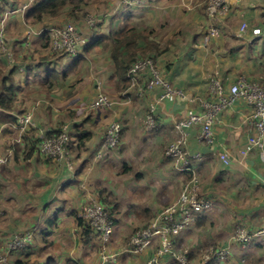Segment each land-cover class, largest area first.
I'll return each instance as SVG.
<instances>
[{
  "label": "crops",
  "instance_id": "crops-1",
  "mask_svg": "<svg viewBox=\"0 0 264 264\" xmlns=\"http://www.w3.org/2000/svg\"><path fill=\"white\" fill-rule=\"evenodd\" d=\"M27 1L5 0L7 5L0 8L5 45L13 52L12 59L0 52V94L5 93L3 89L10 79L16 89L11 108L0 106V155L5 159L0 163L1 254L14 233L34 227L33 245L11 252V263L147 264L159 245L157 239L140 254L122 249L133 230L174 200L182 183L194 172L204 195L215 202L197 226L181 235L182 245H196V250L201 244L218 246L230 243L232 232L240 226L250 233L264 229V152L255 148L244 157L240 154L255 131L252 108L244 99H237L218 114L213 126V147L198 140V125L185 128L188 153L202 155L192 162V170L180 169V163L165 154L167 145L179 134L174 123L185 110L202 111L204 103L216 100L212 78L220 82L225 94L241 75L264 83V35L253 34L255 28L264 30V0H228L229 12L219 17L220 35L207 42L205 0H147L148 7L133 10L122 9L119 0H89L87 10L106 2L117 11L108 15L112 16L111 21L102 28L106 34L91 47L94 54L90 61L77 68L83 59L78 61L73 70L63 67V60L46 55L44 38L37 32L44 22L32 25L26 19L27 10L14 12ZM66 17L67 9L62 8L48 18L47 25L58 24ZM244 20L248 28L239 36L237 28ZM129 25L126 30L131 34V50H148L161 77L172 88L181 90L182 96L160 100L165 88L161 84L147 85L153 75L150 69L139 73L136 83L129 80L125 88L117 82L107 35ZM30 27L34 31L29 32ZM136 32L142 36L136 38ZM148 45L150 48L145 49ZM49 71L54 74L47 82L44 78ZM63 73L67 75L65 79L61 77ZM56 75L61 79L56 80ZM99 94L113 100L112 106L80 113L77 105L85 103L89 107ZM27 111H32L37 127L50 132L62 121H69L71 167L37 151L36 127H21L20 118ZM149 116L153 121L150 126ZM113 121L121 124L119 145L98 156L106 128ZM74 125L86 130L88 136L78 141ZM223 149L233 156L230 165L216 157ZM157 179L163 181L155 187L153 181ZM171 182L176 185L173 193L169 189ZM100 190L115 207V226L108 249L117 254L114 262H102L97 239L86 240L76 222L75 213L86 195ZM262 236L254 242L260 249L258 253L253 249L245 253V248L236 246L232 261L226 264H240L243 259H247L246 264H264ZM193 259L198 261L195 255Z\"/></svg>",
  "mask_w": 264,
  "mask_h": 264
},
{
  "label": "built area",
  "instance_id": "built-area-1",
  "mask_svg": "<svg viewBox=\"0 0 264 264\" xmlns=\"http://www.w3.org/2000/svg\"><path fill=\"white\" fill-rule=\"evenodd\" d=\"M35 0H28L14 12H24ZM121 6L145 7L148 6L147 0H119ZM205 12L208 16L207 32L204 36L205 41H209L212 37L220 35L219 17L226 15L229 12L230 5L228 0H205ZM4 7L3 0H0V8ZM8 13L9 10H5ZM96 16L86 15L82 25L86 29L93 28L97 22ZM248 23L244 20L237 28V35H242L246 32ZM29 32L34 31L30 27ZM49 32L51 50L58 55L67 54L69 56H77L80 49L87 43L88 34L83 32L77 24L72 20H67L60 25H44L37 31L38 34ZM253 34L257 37L264 35V30L260 28L253 29ZM6 34L4 29L0 28V52L6 53L10 59L13 57V52L7 49L5 45ZM146 69L152 72V78L148 81V86L152 87L156 84H161L165 88V92L160 97L161 99L172 97L173 95L182 96L181 90L172 88L161 77L154 66L151 59H138L130 68L131 83H136L139 73H144ZM212 92L216 96V100L204 103L202 111H196L194 108L185 110L184 115L175 121L174 126L178 130V136L171 141L165 148L166 156L177 161L180 169L192 170V162L200 160L202 155L198 153H188L186 146L188 143L186 127L198 125L197 133L198 140L208 146L213 147L215 144L214 123L218 114L229 107L237 99H244L252 108L251 119L255 128L253 134L248 137L247 142L242 147L240 154L242 157L248 155L253 149L258 148L264 152V83L250 80L246 75L239 76L232 84L229 85L228 93H224L220 82L212 78ZM113 104L106 95L99 94L92 100L89 107L91 110H101L109 108ZM150 115V114H149ZM22 129L27 126L36 127V135L38 136L39 152L48 158L71 167L70 151L66 147L69 135V123L64 122L61 126L59 135H47V131L36 126L33 120L32 111H27L20 118ZM153 124L152 117L149 116L147 125ZM121 124L118 121H113L107 128L103 141L98 151L100 156L105 149L116 147L119 142V134ZM216 157L224 164L230 165L233 156L228 150L223 149L216 153ZM5 159L0 155V163ZM191 164V165H190ZM199 178L194 172L191 174L188 182L184 183L179 196L162 207L154 216V218L145 226L137 228L128 238L123 251L140 254L145 251L153 242L158 240V247L155 254L148 259L147 264H157L160 258L170 253L181 264H189L185 254L178 252L174 247L175 238L178 234L190 226L200 214L206 213L214 205L213 198L203 196L199 191ZM84 189V186L82 187ZM78 216L88 220L89 224L98 232L101 241V260L102 262H114L117 258L116 253L108 251L106 244L109 243L114 230V222L109 217L108 209L100 203L92 194L86 195V201L78 212ZM262 230L251 234L243 227H238L234 238L241 241L242 245L248 243L253 236L261 235ZM35 228H25L22 232L15 233L7 242L6 253L0 254V264H9L7 254L19 249L26 248L32 241ZM209 250V254L204 256L202 264H206L210 259H224L229 253V247H222L213 251Z\"/></svg>",
  "mask_w": 264,
  "mask_h": 264
},
{
  "label": "trees",
  "instance_id": "trees-1",
  "mask_svg": "<svg viewBox=\"0 0 264 264\" xmlns=\"http://www.w3.org/2000/svg\"><path fill=\"white\" fill-rule=\"evenodd\" d=\"M148 1L150 2L151 0H148ZM88 3H89V0H35L29 6V8L27 9L26 14H25L26 19L30 20L32 25H36L39 22L40 23L44 22L43 24L47 25L49 23L48 18L51 16H54V15H57L60 12V10L62 8H64V9H67L68 19H71L72 21L75 20L74 22L77 24V26L81 30H83V32L88 34V37H89L88 41L80 49L79 54L77 56H69L67 54L58 55L56 52H53L51 50V45H50V41H51L50 34L47 31L43 32L42 36H43L44 40H43L42 46L46 49V52L48 53L46 55L48 57L53 56L55 58L60 59L61 61L63 60V63L61 65H63V67L66 66L67 69L73 70L76 67V63L78 61L84 59V56H85L84 53H87L91 49V47L94 44L98 43L100 40H102L103 37L105 36L104 34H106V33L102 32V28L104 27V24H105V17H107V16H104L103 13L96 16L98 20H97V22L93 28L86 29V27H84L82 25L83 19H84L85 15L88 13V10L86 9V7H87L86 5ZM6 5L7 4L4 0V6H6ZM145 7H148V6H145ZM121 8L125 9V10H127V9L133 10V8L136 9V7H133V6H122ZM203 9H205V5L203 6ZM126 29H127V27H123L118 31L116 29H114V30L110 31L109 35H107L109 38V41L107 43V47L110 50L109 51V54H110L109 58L113 61L114 65H115V69H114L115 72L114 73L117 76V79H118L117 82L119 84H121L124 88L126 87L129 80L131 82V78L129 76L130 75V68L136 60H138V59H152L153 62L155 60L153 55L150 54V52L148 50H144L143 53L142 52L138 53V51L131 50V48H130V46H131L130 35L131 34L129 32V29L128 30H126ZM134 36H136V38L137 37L139 38V36H142V33L136 32V33H134ZM109 44H110V46H109ZM146 48L149 49L150 46L148 45L147 47H145V49ZM138 54H140V55L138 56ZM31 66H33V65L31 64L30 68H32ZM145 71H144V73H145ZM53 74L54 73L52 71H49L48 75H46L44 78L45 81L48 82L49 79H51V76ZM141 75H143V74H141ZM66 76H67L66 73H63V75L61 77L63 79H65ZM61 77H58L57 75L55 76L56 80H60ZM6 81H7V79H6ZM76 82H77V80H75V82H73L71 84L73 85ZM50 83H52V82H49V84ZM5 86H6V88L4 87L5 89H3V91H5V93L0 94V106L3 107L4 109H10L12 106L13 96L15 95L16 89H15V86H14L12 79H10L8 84H5ZM64 122H66V121H62L60 127H58L55 131H53V132L47 131V135H59V133L61 132V126ZM73 127L76 130L78 141L83 140L85 138V136H88L87 131L82 129V128H79L78 125H74ZM25 133H27V130L25 131ZM35 134H36V132H35ZM39 140L40 139L36 135V138L34 139V145L36 146V149L38 152H39V147H38ZM70 144H71V139L69 138L68 141L66 142V147L69 149V151H70V147H69ZM32 148H34L33 145L31 146V149ZM43 157H45V156H43ZM45 158H48V157H45ZM189 177H191V175ZM202 194H204V193H202ZM92 195H94L95 197L97 196L96 198L98 199V201L100 203H102L108 209L109 217L113 220L114 226H115V216H114L115 207L113 206L112 203H110L109 201H107L106 198L103 197V195H104L103 190H100L99 193L93 192ZM203 196H205V195H203ZM209 198H212V197H209ZM85 201H86V197L84 198V201L81 204V207L85 203ZM106 202L108 204H106ZM81 207L79 208V210L81 209ZM79 210L76 211L75 215H76L77 225L81 228V234L83 236H85L86 240H90L91 238L97 239V243H98L97 246L100 247L102 244V241H101V238H100L98 232L89 224L88 220L78 216ZM202 215L203 214L198 215L196 217L195 221L190 226H188L186 229L182 230L178 234V236L175 238L174 247L176 248V250L178 252H180L179 247L180 246L182 247V244L180 242L181 235L186 231H191L193 229V227L197 226L199 219L201 218ZM154 216L148 222H146L143 226L147 225L154 218ZM143 226H141V227H143ZM136 229H134L133 232ZM112 235H113V233H112ZM112 235H111V239H110L109 243L107 244V249H109V245H111V243H112ZM32 241H33V238H32ZM32 241L30 242V244L26 248H24L22 250L29 249L33 245ZM194 246H196V245H194ZM193 247H191L190 251L186 254H187L189 259H192V261H193L192 264H200L199 262L197 263L196 262L197 260H194L193 257L196 254L195 251H198V249H201L202 247H199L197 250L194 249ZM154 252H156V251H154ZM200 252H201V250H199V254H200ZM162 260L168 261V264H181L170 253L164 254L160 258V261H162ZM214 261H215V259L212 258V259H210V261L208 263L212 264ZM215 263H216V261H215ZM15 264H22V262L20 263L19 261H16ZM69 264H75V262L69 261Z\"/></svg>",
  "mask_w": 264,
  "mask_h": 264
},
{
  "label": "rangeland",
  "instance_id": "rangeland-1",
  "mask_svg": "<svg viewBox=\"0 0 264 264\" xmlns=\"http://www.w3.org/2000/svg\"><path fill=\"white\" fill-rule=\"evenodd\" d=\"M90 1H92V2H95L96 3V1L97 0H90ZM94 3V4H95ZM120 3V2H119ZM111 5H106V2H102V3H100V5L99 6H95L94 8H92V9H89L88 8V15H90V16H97V15H100V14H104V16H107V17H105V23H110V21H111V17L112 16H108V15H110V14H112V13H114L117 9H111L112 7H110ZM121 6V5H120ZM106 9H108V10H106ZM94 10H98V11H94ZM86 14V15H87ZM85 15V16H86ZM70 18V17H69ZM67 20H71V19H68V17H66L65 18V20H63V21H59V22H57L58 24H55V25H60L61 23H63V22H65V21H67ZM75 21V20H74ZM113 25H115V24H113ZM105 27H107V28H109V25H107V26H105ZM130 27H131V25H129L127 28H129L130 29ZM101 49V47H99V50ZM85 54V56H84V59L81 61V62H79V64H78V66H77V68H79V67H81L83 64H85L86 62H89L90 61V58L92 57V55L94 54V51L93 50H89L87 53H84ZM87 59H86V58ZM92 65V64H91ZM93 66V65H92ZM71 79H72V77H71ZM128 84H129V82H128ZM75 96V95H74ZM74 96H73V99H74ZM73 99H71L70 100V103H72V101H74ZM73 104V103H72ZM78 103H76V105H77ZM77 109L79 110V111H81L80 113H82L83 111L85 112H87V111H90V108H88V105L87 104H82V103H80V104H78L77 105ZM64 121H67V123H69V121L68 120H64ZM112 123V122H111ZM120 135H121V131H120V134H119V137H120ZM68 139H69V135H68ZM120 139V138H119ZM119 143V142H118ZM118 145L119 144H117V147H118ZM113 149H115L114 147H112ZM98 153V152H97ZM97 153H96V155H97ZM70 155H71V152L69 153ZM99 156V155H98ZM102 156V155H101ZM145 159H147V158H145ZM190 179V177L188 178V179H186L185 181H184V183H186V182H188V180ZM142 180V179H141ZM161 181H163L162 179H157V180H155V181H153V183H155V187H157V184H161ZM174 181V180H173ZM148 182L149 183H151L152 181L150 180H148ZM166 182H168V181H164L163 183H166ZM134 183H135V181H134ZM162 183V184H163ZM184 183H182V185H181V187H180V190H179V193H178V195H177V197L179 196V194H180V191H181V188H182V186H183V184ZM136 184V183H135ZM199 191H200V193L202 194L203 192H202V190H201V185H200V181H199ZM169 189H170V192H175V190H176V185H175V183L173 182V184H172V182L170 183V187H169ZM156 190V192L157 191H159L160 189H155ZM161 191H162V188H161ZM97 197V196H96ZM176 197V198H177ZM175 198V199H176ZM97 199V198H96ZM174 199V200H175ZM98 200V199H97ZM173 201V200H172ZM171 201V202H172ZM170 203V202H169ZM168 204V203H167ZM166 204V205H167ZM217 204V203H216ZM165 206V205H164ZM163 206V207H164ZM219 226H221V224L219 223ZM240 227H243L245 230H246V227L245 226H240ZM232 229H233V227L230 229L231 231H232ZM263 229V228H262ZM261 229V230H262ZM230 230H227V231H230ZM236 228L234 229V231L232 232V234H231V237H230V243H227V244H223V245H216V246H214V245H204V244H201L199 247H202L201 249H198V251H195L196 252V254H195V257L198 259V261H196V262H199L200 264H202L201 262H203V260H204V256L207 254H209V250L210 249H212V252L210 253V254H213V251H215V250H217V249H220V248H222V247H229V253H228V255H226V257L224 258V259H218V260H215L216 261V263H220V262H223V264L225 263H227V262H229L231 259H232V254H233V248L234 247H236V246H238V247H240V248H245V253H248V251H249V249H253V251L254 252H256V253H258L259 251H260V249L258 248V247H256V243H254L255 241H259V240H261L262 238H263V236L261 237V235H255V236H253L252 237V239L248 242V243H246L245 245H242V243H241V241H239V240H237L236 239V237L234 238L233 236H235V232H236ZM23 231V230H22ZM17 233V232H16ZM250 233V232H249ZM257 233V232H256ZM262 233V235H264V230L261 232ZM15 234V233H14ZM251 234H254V233H251ZM9 240H7V242H8ZM7 242H6V246L5 247H7ZM107 246V244L105 245V247ZM204 246V247H203ZM101 248H102V244H101V246L99 247V250H98V254H99V257L101 258ZM180 248V252L182 253V254H185V256H186V258H187V261L189 262V264H192L193 263V261H192V259H189L188 258V256H187V254L186 253H188L189 251H190V249H191V247L189 246V245H182V247L180 246L179 247ZM20 250V249H19ZM22 250V249H21ZM199 250H201V252H200V254H199ZM234 250H236V249H234ZM3 253V252H2ZM6 253V248H5V252H4V254ZM1 254V253H0ZM9 254L10 253H8L7 254V257H9ZM262 263H264V246H262ZM221 260V261H220ZM222 260H224V261H222ZM246 260L247 259H243V261H241V263L240 264H246ZM210 261V260H209ZM208 261V262H209ZM215 261L212 263V264H214L215 263ZM232 261V260H231ZM8 262H9V264H13V263H11V261L9 260V258H8ZM208 262H206V264H209ZM215 263V264H216Z\"/></svg>",
  "mask_w": 264,
  "mask_h": 264
}]
</instances>
